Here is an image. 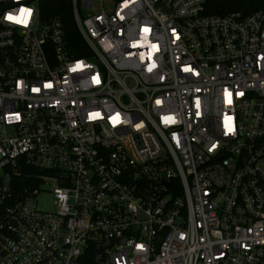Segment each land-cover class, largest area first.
Segmentation results:
<instances>
[{"label": "built area", "instance_id": "obj_1", "mask_svg": "<svg viewBox=\"0 0 264 264\" xmlns=\"http://www.w3.org/2000/svg\"><path fill=\"white\" fill-rule=\"evenodd\" d=\"M205 1L0 0V264H264V8Z\"/></svg>", "mask_w": 264, "mask_h": 264}, {"label": "trees", "instance_id": "obj_2", "mask_svg": "<svg viewBox=\"0 0 264 264\" xmlns=\"http://www.w3.org/2000/svg\"><path fill=\"white\" fill-rule=\"evenodd\" d=\"M260 8H264V0H206L204 12L223 14L231 11H241L248 13ZM40 11L45 17H58L69 40L78 39V41H81L73 20L70 0H41ZM75 53L81 55L82 51L76 50Z\"/></svg>", "mask_w": 264, "mask_h": 264}, {"label": "snow or ice", "instance_id": "obj_3", "mask_svg": "<svg viewBox=\"0 0 264 264\" xmlns=\"http://www.w3.org/2000/svg\"><path fill=\"white\" fill-rule=\"evenodd\" d=\"M20 13H21V16H23L25 13H27L30 16L31 15V10L30 9H23L22 8L20 10ZM8 19L10 21H15L17 23H27V20L26 19H21V17H18V16H12V15H10L8 17Z\"/></svg>", "mask_w": 264, "mask_h": 264}, {"label": "rangeland", "instance_id": "obj_4", "mask_svg": "<svg viewBox=\"0 0 264 264\" xmlns=\"http://www.w3.org/2000/svg\"><path fill=\"white\" fill-rule=\"evenodd\" d=\"M49 200H50L49 195L42 194L40 195L38 202H39V205L43 206V205L49 204Z\"/></svg>", "mask_w": 264, "mask_h": 264}, {"label": "clouds", "instance_id": "obj_5", "mask_svg": "<svg viewBox=\"0 0 264 264\" xmlns=\"http://www.w3.org/2000/svg\"><path fill=\"white\" fill-rule=\"evenodd\" d=\"M20 10H21V9H18V10H17V9H14V10H12V11H19V12H20ZM10 15L14 16V15L12 14L11 11L8 12V13H6V14H5V20L10 21V20L8 19V17H9Z\"/></svg>", "mask_w": 264, "mask_h": 264}]
</instances>
